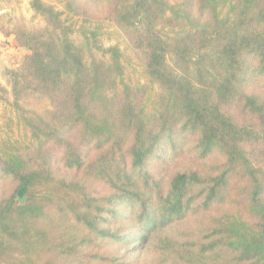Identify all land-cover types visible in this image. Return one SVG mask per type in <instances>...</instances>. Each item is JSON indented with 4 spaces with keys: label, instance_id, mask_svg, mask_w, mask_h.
Listing matches in <instances>:
<instances>
[{
    "label": "trees",
    "instance_id": "1",
    "mask_svg": "<svg viewBox=\"0 0 264 264\" xmlns=\"http://www.w3.org/2000/svg\"><path fill=\"white\" fill-rule=\"evenodd\" d=\"M29 5L41 27L0 23L25 49L0 85L25 128L0 139V264H264V0Z\"/></svg>",
    "mask_w": 264,
    "mask_h": 264
},
{
    "label": "rangeland",
    "instance_id": "2",
    "mask_svg": "<svg viewBox=\"0 0 264 264\" xmlns=\"http://www.w3.org/2000/svg\"><path fill=\"white\" fill-rule=\"evenodd\" d=\"M30 0H0V23L11 29L17 25L28 28L41 27L42 18L35 14L29 5ZM127 37L122 28L115 25L102 26V43L105 46L117 44L123 53L122 61L127 81H145L142 77L140 66L134 61L131 51L127 46ZM25 49L21 50L12 46H5L0 39V85H5L4 71L20 61ZM6 86V85H5ZM8 87V86H7ZM0 139H21L25 136V128L19 118L18 111L9 103V93L0 91ZM43 104L39 99H29L23 104L28 110L40 113ZM23 139V138H22Z\"/></svg>",
    "mask_w": 264,
    "mask_h": 264
}]
</instances>
